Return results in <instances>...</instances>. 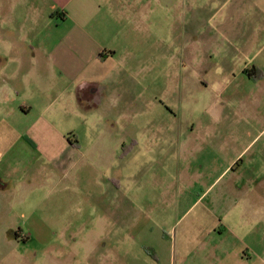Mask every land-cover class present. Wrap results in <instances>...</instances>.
Segmentation results:
<instances>
[{
    "label": "rangeland",
    "instance_id": "374dc122",
    "mask_svg": "<svg viewBox=\"0 0 264 264\" xmlns=\"http://www.w3.org/2000/svg\"><path fill=\"white\" fill-rule=\"evenodd\" d=\"M134 1L82 90L25 36L63 15L0 0V264H264V0ZM51 100L61 158L31 132Z\"/></svg>",
    "mask_w": 264,
    "mask_h": 264
},
{
    "label": "crops",
    "instance_id": "0c3cea01",
    "mask_svg": "<svg viewBox=\"0 0 264 264\" xmlns=\"http://www.w3.org/2000/svg\"><path fill=\"white\" fill-rule=\"evenodd\" d=\"M130 1H133L131 9H134V0H46L47 9L44 10L37 2H32L31 11L28 12V16L31 20L38 21L40 18L52 19L50 13H61L63 18L60 22L63 26L71 25L70 30L63 36H60L55 42L41 43L34 41L36 34L33 33L34 29L26 31V39L31 42L33 49L37 52H43L46 56L44 63L48 60L52 65V69L57 71L67 72L68 79H81L80 87L82 90L92 87L93 84H97L102 79H107V75L111 73V70H107L109 63L114 62L117 49L111 45V41L108 40L113 35L120 36L121 30H128V19L126 15L127 10L130 7ZM143 5V11H140L141 22L145 20L146 7L144 0H138ZM144 14V16H143ZM126 19L127 22L121 23V19ZM115 18V22L112 20ZM53 22V21H52ZM50 21V24L52 23ZM55 22L58 23V20ZM49 23V21H48ZM31 38H29V37ZM107 38V40L105 39ZM50 44V45H49ZM104 52L105 55L100 57L99 54ZM35 57H37L35 55ZM38 58V57H37ZM32 62V61H31ZM32 64V63H31ZM32 77L38 78L39 76V62L33 61L31 66ZM256 65L252 64V68ZM108 71V74H106ZM75 100L74 106L78 110L82 107L83 100L88 95L74 94ZM31 101L27 102L22 108L25 114H32L35 110V103L32 101L35 97L29 98ZM40 98L38 97V101ZM69 102L61 103L59 106L52 100L39 107L42 110V114L32 124L31 132L34 138L39 142V147L48 152L55 154V157H62L67 151L76 149L67 145L68 141L65 136L56 141L49 149L50 144L55 141V137L51 136L56 133L54 124L55 112L51 110H64L69 109ZM53 116V117H51ZM64 141V144L61 143ZM69 144V143H68ZM62 146L57 150L58 156L53 151L55 146ZM64 149V150H63ZM64 152H61V151ZM64 157V156H63ZM239 161L238 166L242 160L232 161L226 168L231 172H235L236 168L233 166ZM17 234H15L16 236Z\"/></svg>",
    "mask_w": 264,
    "mask_h": 264
},
{
    "label": "trees",
    "instance_id": "16d2710c",
    "mask_svg": "<svg viewBox=\"0 0 264 264\" xmlns=\"http://www.w3.org/2000/svg\"><path fill=\"white\" fill-rule=\"evenodd\" d=\"M53 15H54V14H52V16H53ZM99 56L102 57L103 55L100 53ZM255 70H256V67H255Z\"/></svg>",
    "mask_w": 264,
    "mask_h": 264
}]
</instances>
